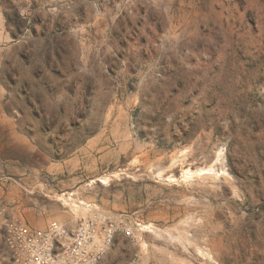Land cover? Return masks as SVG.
Returning <instances> with one entry per match:
<instances>
[{"label": "rangeland", "instance_id": "rangeland-1", "mask_svg": "<svg viewBox=\"0 0 264 264\" xmlns=\"http://www.w3.org/2000/svg\"><path fill=\"white\" fill-rule=\"evenodd\" d=\"M0 18V193L139 221L98 264H264V0H0Z\"/></svg>", "mask_w": 264, "mask_h": 264}, {"label": "built area", "instance_id": "built-area-1", "mask_svg": "<svg viewBox=\"0 0 264 264\" xmlns=\"http://www.w3.org/2000/svg\"><path fill=\"white\" fill-rule=\"evenodd\" d=\"M139 231V221L125 213L110 216L94 210L73 224L50 220L34 227L0 201V264H98L117 234L134 238Z\"/></svg>", "mask_w": 264, "mask_h": 264}, {"label": "crops", "instance_id": "crops-1", "mask_svg": "<svg viewBox=\"0 0 264 264\" xmlns=\"http://www.w3.org/2000/svg\"><path fill=\"white\" fill-rule=\"evenodd\" d=\"M1 22V18H0ZM1 25H0V38H1ZM14 197L10 194H2L0 193V200L4 201H13ZM15 205L12 206L11 211L17 216H20L21 214L24 216V210L28 208H32V211H37L40 216L38 217L37 214L32 215H25L27 219V223L34 227H44L51 219L52 220H59L61 222H65L68 224H73V222L76 219V216L72 214L68 209H62L61 207L59 209L53 210L48 209L45 207H41L39 209L31 206L29 207V200L25 197V195H18L15 199ZM80 217V216H79ZM1 241V238H0Z\"/></svg>", "mask_w": 264, "mask_h": 264}, {"label": "bare ground", "instance_id": "bare-ground-1", "mask_svg": "<svg viewBox=\"0 0 264 264\" xmlns=\"http://www.w3.org/2000/svg\"><path fill=\"white\" fill-rule=\"evenodd\" d=\"M72 195H73V193H69L67 196H65L63 194H59L58 198L63 200L65 203L69 204L72 207H82V208L89 207V205L84 203V201L79 200V199L73 197Z\"/></svg>", "mask_w": 264, "mask_h": 264}]
</instances>
